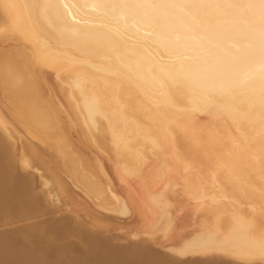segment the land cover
Segmentation results:
<instances>
[{"label": "bare ground", "instance_id": "6f19581e", "mask_svg": "<svg viewBox=\"0 0 264 264\" xmlns=\"http://www.w3.org/2000/svg\"><path fill=\"white\" fill-rule=\"evenodd\" d=\"M262 5L264 0H0V40L22 42L0 53V264H178L170 254L146 249V256L135 257L95 233L116 216L106 211L125 213L129 197L141 202L137 208L146 207V225L177 230L170 208L179 200V178L169 186L176 197L161 190L175 164L181 174L198 178L194 186L190 181L196 192L190 183L180 189L189 199L196 193L187 207L199 230L192 226L197 234L189 232L180 257L218 253L264 262ZM165 160L175 164L166 169ZM155 166H161L155 171L163 182L149 178ZM115 177L125 190L112 187ZM58 193L68 196L66 202L58 195L66 204L90 198L94 209L90 203L73 208V218H64L61 209L59 219L30 220L41 215L42 202H61ZM201 208L215 216L214 229H207L204 219L213 220H202ZM85 211L88 219L77 223ZM13 216L34 222L14 231Z\"/></svg>", "mask_w": 264, "mask_h": 264}, {"label": "rangeland", "instance_id": "374dc122", "mask_svg": "<svg viewBox=\"0 0 264 264\" xmlns=\"http://www.w3.org/2000/svg\"><path fill=\"white\" fill-rule=\"evenodd\" d=\"M2 41V42H1ZM5 41H6V45H3V44H5ZM8 42L10 43L9 45H8ZM12 42V43H11ZM17 42V43H16ZM0 49L2 50H0V53H2L3 51L4 52H10L12 49H11V47H13V45H17V46H20V44L22 45V42H18V41H14L13 42V40L12 41H9L8 39L6 40V39H1L0 40ZM10 46V48L8 49V47ZM4 47V48H3ZM3 48V49H2ZM7 50H6V49ZM77 127H79V126H77ZM107 143V142H106ZM108 152V151H107ZM109 154H111L110 152H108ZM106 154V155H109V154ZM166 161H167V166L169 165V164H171L170 166L172 167L174 164L172 163V161H171V163H170V161L169 160H165V164H166ZM164 164V165H165ZM173 164V165H172ZM162 165H163V163H162ZM158 166V167H154V168H152L150 171H151V177H149L151 180H153V177H154V179H156V180H158L160 177L158 176V174H160L159 172H157V171H155V169L156 168H160L161 167V171H162V168H163V171L165 170V167L166 166ZM170 166H168L169 168H166V169H170L171 167ZM175 168H174V166L171 168V169H175V170H173V171H176V172H174L175 173V175L173 174V177H172V175H169V177H168V179H169V183H167V185H166V188H165V186H163V188H165V189H162L161 188V190H164V191H169L170 193H171V196L172 195H174V194H176V196L177 197H179L178 199L179 200H177L178 201V203L176 202V200L175 201H173L172 202V205H174L173 207H171L170 209H172V215H174V216H172V224L173 225H171V226H175V224L177 225V230H175L176 229V227H175V229L174 228H172V227H170L169 228V230L167 229V230H165V232H166V234H165V232L163 231V232H161L162 231V229H157V230H155V229H153V226L151 225V224H148V225H146V223L145 222H147V220H148V218L147 217H149L148 216V213H146L145 211V209H146V207L145 208H142L143 207V205L141 206V207H139L138 206V208L136 207L137 205H141V202H140V204H137V200L134 202V200H132V199H134V198H131V197H129V200H126V201H130V202H127L128 203V209H129V212H128V209L126 208V211H125V213H119V212H110V211H106L105 213H108V214H110V215H112V213H113V215L112 216H114V214L116 215L114 218L112 217V218H108V222H109V224H108V222H107V224H106V228L108 229H106V228H104V227H102L101 226V224H98V225H100V226H98V228H97V226H96V230L98 231V232H95L97 235H102L103 237H104V235L106 236V237H108V240L113 244H115V245H121V246H123V247H125L126 249H128V250H131L132 252H134L135 254V257H142V256H146L147 255V253H146V251H145V249L146 250H150V251H153V252H156V253H158V254H165L166 256H167V258H169L170 257V255H172L169 259L171 260V261H173L174 263H178V264H186L188 261H190V260H192V259H205V260H207V261H215V260H219V261H224V262H226L227 264H264V262H262V261H258V263H257V260H253V261H249V263H248V260H245L244 262H246V263H244L243 262V260L241 261V259H239V258H235V259H233V257H230V256H227V257H225L224 256V254H218L217 253V257H215V254L214 253H212V254H210V255H212V257L211 256H208V254H207V256L205 255H201V253H197L196 255L195 254H193V255H195V257H193V256H191L189 253H188V255H187V253H184V255L186 254L187 255V257H185L184 255V257H180L181 256V254L182 253H180L179 254V250L180 249H182L183 248V245H184V243L183 242H185L186 240H188L187 238H188V236H190V234H192L191 232H193V236H194V233L196 232V234H197V231H199L198 229H197V227H195L197 224H195L196 223V221H195V223H194V218H192L191 219V217H193L192 215H191V213H192V211L190 210V207H191V205L193 206V201L196 199V198H194L193 196L196 194H194L193 195V193H194V191L196 192L197 190L195 189V187H193L194 186V184H195V181L193 180L194 178H195V180L197 179V181H198V178L197 177H195V176H191V175H188V176H186L187 175V173L185 172V171H183L182 170V174H184V173H186V174H184V175H182L181 174V170L178 168V166H177V164H175ZM156 170H158V169H156ZM160 170V169H159ZM154 171V172H153ZM167 171V170H166ZM166 171H165V176L167 175L168 176V173L166 174ZM172 170L170 171L169 170V172H173ZM158 174H157V173ZM180 172V173H179ZM153 174H154V176H153ZM156 174H157V176L159 177V178H157L156 177ZM180 175L181 176H183L184 178H180ZM160 176H161V174H160ZM162 176H164L163 174H162ZM161 176V177H162ZM156 177V178H155ZM144 178V177H143ZM177 178H179V179H177V181L179 180V183L181 184H177L178 185V187H180L179 188V192L180 191H182V190H180L181 188H182V184H187L188 185V183H190V181L193 183V181H194V183H193V186L191 187L190 185H191V183L188 185V187H191V188H193L194 189V191H193V189H190L189 188V192L190 191H193L191 194H192V198H194L191 202L189 201V200H191V197H190V199L188 198V196H187V194H186V196L185 195H182V193H183V191H184V189H183V191H182V193L180 192H178L177 190V192H175L174 191V194H172L173 192H171L170 191V188H169V186H170V184L172 183H175V182H177L176 181V179ZM186 178L187 179H189V181H186ZM191 178V179H190ZM117 180V182H115L116 180ZM119 179V180H118ZM145 179V178H144ZM146 179H148V178H146ZM145 179V180H146ZM150 179H148L146 182V184H147V186H149L150 184H149V182H151V180ZM163 179V180H162ZM162 179H159L158 181H160V182H163L164 181V178H162ZM167 179V178H166ZM168 179H167V181H168ZM182 180V183L180 182L181 180ZM114 180V181H113ZM155 180V181H156ZM174 180V181H173ZM115 183V184H113V182ZM122 182L121 180H120V177H115L114 179L112 178L111 179V185H112V187H114V188H117V186H118V189H120L119 187H121L122 186V189L123 190H125L124 188H123V186L124 185H122L121 183V186L119 185V182ZM157 181V182H158ZM183 181H184V183H183ZM186 181V182H185ZM197 181H196V184H197ZM153 182V184L152 185H154V184H157V182L156 183H154V181H152ZM159 182V183H160ZM171 182V183H170ZM158 183V184H159ZM177 185H175L174 187H177ZM135 187L137 188V185H135ZM139 187V186H138ZM150 187H151V185H150ZM177 187V188H178ZM187 186H186V188H188ZM135 188V189H136ZM141 188L142 187H140V189L139 190H141ZM185 188V187H184ZM37 190H38V193H41V187H37L36 188ZM40 189V190H39ZM138 189H136V190H138ZM160 190V191H161ZM128 191V190H127ZM187 191H188V189H186V193H187ZM166 192V193H167ZM168 192V193H169ZM188 192V193H189ZM163 193V194H162ZM165 192H162L161 191V196L162 195H164V197H167V195L168 194H166ZM166 194V195H165ZM190 194V193H189ZM58 195H61V193L59 194H57V197H58ZM63 195H64V197L61 195V197H63V199L60 197H56V200L57 199H60L59 201H61V199L62 200H66V202L69 200V198H68V196L65 194V193H63ZM179 195V196H178ZM181 195H182V197H181ZM170 195H168V197H169ZM175 195H174V197H176ZM184 196V197H183ZM143 197V196H142ZM145 198H147L146 196H144ZM143 197V198H144ZM68 198V199H67ZM81 198H82V200H81ZM131 198V199H130ZM144 198V199H145ZM163 197H161V199H162ZM181 198H184L185 200H183V199H181ZM87 199H89V200H87ZM126 199H128V198H126ZM182 200V202H181V200ZM54 200H55V198H54ZM53 200V201H54ZM84 200V201H83ZM86 200V201H85ZM143 199H141V201H142ZM145 200H147V201H149V202H151V204H153V202L154 201H150V200H152V198L151 199H145ZM160 200V199H159ZM197 200V199H196ZM53 201H51V203L49 202V201H44V202H42V209H44L45 210V208H46V210L44 211L43 210V214L41 213V215L40 214H38V216L37 215H35V216H33V217H31V219L30 220H34L35 221V219H36V221H38V220H45V221H49V220H55V219H59V218H61L62 217V215H63V217L65 218V217H71V218H73V216H74V213H73V210H77V209H80V207L81 208H83V207H86V206H90V203H91V200H90V198H87V197H79V198H76V200H72L71 202L73 203H70L69 204V202L66 204V202H64V203H62V201L61 202H58V200H57V202L55 201V203L53 202ZM70 201V200H69ZM41 202V201H40ZM53 202V203H52ZM82 202V203H81ZM146 202V201H145ZM149 202H146V203H144V205H148V203ZM177 203V204H179V205H177V204H173V203ZM181 202V203H180ZM45 203H48V204H46L45 205ZM49 203H50V205H49ZM59 203V204H58ZM60 203L62 204V207H60V206H58V205H60ZM78 203H79V205H78ZM129 203H131V204H129ZM133 203H135V205L133 204ZM187 203L190 205V207L188 206L187 207ZM92 204V203H91ZM133 204V205H132ZM156 203L154 202V205H155ZM49 205V206H48ZM54 206L55 207V209H54V207H52V206ZM150 205V204H149ZM205 205V204H204ZM92 206V208L94 209V205L92 204L91 205ZM90 206V207H91ZM133 206H135V207H133ZM152 206V205H151ZM179 206H180V208H179ZM182 206V207H181ZM186 206V207H185ZM50 207H51V209H50ZM58 207H60L59 209H58ZM67 207V208H66ZM72 207V208H71ZM153 207V206H152ZM151 207V208H152ZM174 207H175V209H176V212L174 211L173 212V210H174ZM204 207H206V206H204ZM68 208H70V209H68ZM74 208V209H73ZM131 208V209H130ZM142 208V209H141ZM187 208V209H186ZM62 209V210H61ZM63 209H65V210H67V211H64ZM73 209V210H72ZM133 209V210H132ZM140 209V210H139ZM150 209V206H147V212H148V210ZM181 209V210H180ZM183 209H184V211H183ZM186 209V210H185ZM58 212H57V211ZM63 211V214H62V212L61 211ZM132 210V211H131ZM138 210V211H137ZM142 210H143V212H142ZM145 210V211H144ZM188 210H190L188 213H189V215L187 214V211ZM203 209L201 208V210L200 211H202ZM49 211H51V212H49ZM60 211V212H59ZM71 211V212H70ZM86 211H89L88 209L86 210ZM81 212L79 215H80V217L79 216H77L76 218H75V221L77 222V223H79V224H83V222L85 221L84 219L85 218H87V216H85V215H87V214H89L88 212ZM182 211V212H181ZM186 211V212H185ZM204 212L202 213V216H203V218H202V220L205 218L204 216H209L210 217V219L208 218V216L206 217L207 219H209V222H210V220H213V222L211 223H208L207 222V220L206 219H204L205 221H204V223H206V224H208V225H206V227H207V229L209 230L210 229V226H212L213 224H214V227H212V229H214L215 227H216V220H215V218L214 219H212L211 218V216L210 215H212L210 212V214L208 213V211H206L205 212V210H203ZM46 212V213H45ZM49 212V213H48ZM53 212V213H52ZM65 212V213H64ZM191 212V213H190ZM48 213V214H47ZM59 213V214H58ZM118 213H119V215H118ZM142 213H143V215H142ZM178 213H179V215H178ZM205 213H208V214H205ZM47 214V215H46ZM62 214V215H61ZM65 214V215H64ZM123 214V215H122ZM135 214V215H134ZM184 214V215H183ZM192 214H194V213H192ZM204 214V215H203ZM48 215H50V216H48ZM73 215V216H72ZM109 215V216H110ZM118 215V216H117ZM134 215V216H133ZM175 215H177V216H175ZM197 215V214H196ZM54 216V217H53ZM60 216V217H59ZM84 216V217H83ZM130 216V217H129ZM133 216V217H132ZM138 216H140V217H138ZM181 216V217H180ZM188 216V217H187ZM194 216H195V214H194ZM201 215H200V217H202ZM212 216H214V215H212ZM44 217H46V218H44ZM83 217V218H82ZM175 217V218H174ZM184 217V218H183ZM187 217V218H186ZM196 217V216H195ZM198 217L199 216H197V219H198ZM215 217V216H214ZM15 218V219H14ZM176 218L178 219L177 221L178 222H176ZM84 221H83V220ZM88 219V218H87ZM137 219V220H136ZM141 219V220H140ZM174 219H175V221H174ZM182 219V220H181ZM190 219H191V221H190ZM197 219H195V220H197ZM201 219V218H200ZM15 220H17V221H19V223H17V221H15ZM29 219H24V218H20V217H16V216H13V230L15 231V230H18V228H23V226H25V223H28V221L29 222H34V221H30ZM73 220V219H72ZM118 220V221H117ZM119 220H121V222L119 221ZM125 220V221H124ZM132 220H134V222L132 221ZM188 220V221H187ZM215 220V221H214ZM21 221L23 222L22 224H21V226H20V223H21ZM114 221V222H113ZM136 221V222H135ZM145 221V222H144ZM193 222L194 224H195V226H194V224L193 223H190V222ZM73 222V221H72ZM144 222V223H143ZM188 222H189V224H188ZM15 223V224H14ZM45 223H47V222H45ZM74 223V222H73ZM104 223H106V221L104 220L103 221V225L105 226V224ZM110 223H111V228L109 227V226H107V225H110ZM120 225H119V224ZM180 223V224H179ZM182 223V224H181ZM188 225H187V224ZM17 224V225H16ZM116 224V225H115ZM133 224V225H132ZM135 224V225H134ZM137 224V225H136ZM184 224V225H183ZM193 224V225H192ZM15 225H16V227H15ZM19 225V226H18ZM23 225V226H22ZM115 225V226H114ZM149 225H151V226H149ZM178 225L180 226V228L178 227ZM185 225H186V227H185ZM190 225V226H189ZM117 226H119V228L117 227ZM135 226H137V227H135ZM195 228V230L197 229V231H194V228ZM15 227V228H14ZM18 227V228H17ZM113 227H114V229H113ZM121 227V228H120ZM125 227V228H124ZM126 227H128V228H126ZM148 227V228H147ZM209 227V228H208ZM104 228V229H103ZM116 228H117V231H116ZM136 228V229H135ZM139 228V229H138ZM141 228V229H140ZM192 228H193V230H192ZM113 231H112V230ZM144 231H143V230ZM150 229V230H149ZM154 231H153V230ZM189 229V230H188ZM110 230V231H109ZM136 230V231H135ZM139 230V231H138ZM149 230V231H148ZM174 230V231H173ZM180 230V232L182 233H180V232H177V231H179ZM211 230V229H210ZM101 231H103V232H101ZM118 231H120L121 233H118ZM130 231V232H129ZM138 231V232H137ZM143 231V232H142ZM188 231V232H187ZM105 232V233H104ZM117 232V233H116ZM130 233V236H127V235H129V233ZM137 232V233H136ZM154 232V233H153ZM162 234H161V233ZM168 232V233H167ZM185 232H186V234H185ZM189 232H190V234H189ZM123 233L125 234L126 233V235H125V237H124V235H123ZM157 233H160V234H157ZM177 233V234H176ZM187 233L189 234V235H187ZM111 234V235H110ZM135 234H137L138 236H139V238L141 239H139L138 238V236L137 235H135ZM195 234V235H196ZM110 235V236H109ZM141 235H142V238H141ZM157 235V236H156ZM180 236V235H182L183 236V238L182 237H180L179 239H181L179 242L180 243H176L177 241H176V239L177 240H179L178 239V237L177 236ZM185 235V236H184ZM136 237V238H138V240L136 239H132V237ZM153 236H154V238H153ZM158 236H160L159 238H158ZM176 236V237H175ZM130 237H131V239H130ZM187 237V238H186ZM75 238H77L76 236L75 237H73V241L78 245V246H81V243H80V239L79 238H77L76 239V241H75ZM121 238H122V242H121ZM146 238V239H145ZM147 238H148V240H147ZM166 238V239H165ZM175 238V239H174ZM189 238H191V237H189ZM113 239V240H112ZM116 239H118V240H116ZM125 239V240H124ZM126 239H127V241H126ZM151 239V240H150ZM153 239H154V241H153ZM147 240V241H146ZM172 240H173V242H172ZM115 241V242H114ZM120 241V242H119ZM125 241V242H124ZM151 241V242H150ZM170 241V242H169ZM175 241V242H174ZM147 243V244H145V243ZM160 242V243H159ZM172 242V243H171ZM80 243V244H79ZM143 243V244H142ZM156 243V244H155ZM167 243V244H166ZM168 243H171V244H168ZM177 244V245H175V244ZM124 244V245H123ZM133 244V245H132ZM140 244V245H139ZM145 244V245H144ZM154 244V245H153ZM166 244V245H165ZM174 244V245H173ZM157 247H156V246ZM162 245V246H161ZM164 245V246H163ZM168 245V246H167ZM180 245V246H179ZM147 246V247H146ZM129 247V248H128ZM149 247V248H148ZM156 247V248H155ZM161 247L162 248H164V249H166L165 251H164V249H163V251H162V249H161ZM153 248H155V249H153ZM135 249V250H134ZM160 250V251H159ZM167 251H171V252H173L172 254H171V252H169V253H167ZM174 251H175V254H176V256L174 255ZM140 252V253H139ZM170 254V255H169ZM198 254H200V255H198ZM175 257H174V256ZM178 255H179V257H178ZM190 255V256H189ZM189 256V257H188ZM178 257V258H177ZM214 258V259H213ZM177 259H180V260H177ZM233 259V260H232ZM240 260V261H239ZM232 261V262H231Z\"/></svg>", "mask_w": 264, "mask_h": 264}, {"label": "snow or ice", "instance_id": "6c2138e0", "mask_svg": "<svg viewBox=\"0 0 264 264\" xmlns=\"http://www.w3.org/2000/svg\"><path fill=\"white\" fill-rule=\"evenodd\" d=\"M262 7H264V5H262Z\"/></svg>", "mask_w": 264, "mask_h": 264}]
</instances>
